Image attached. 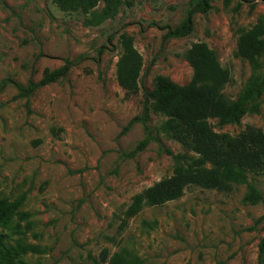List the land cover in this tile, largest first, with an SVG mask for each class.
Instances as JSON below:
<instances>
[{"label": "rangeland", "instance_id": "1", "mask_svg": "<svg viewBox=\"0 0 264 264\" xmlns=\"http://www.w3.org/2000/svg\"><path fill=\"white\" fill-rule=\"evenodd\" d=\"M191 7L192 0H134L87 27L84 14L52 0H0V198L19 203L13 229L0 235L41 248L22 254L27 264H109L122 252L142 264H260L264 175H249L263 195L256 205L245 202L246 185L192 186L178 200L125 216L135 195L173 175L170 152L187 153L161 130L166 117L151 111L146 123L139 119L155 79L189 84L187 53L197 43L231 71L230 100L264 77V52L258 67L237 54L242 37L264 24V0H213L207 15H194L191 35L167 38ZM123 34L144 59L138 95L117 81ZM66 65L57 81L39 85ZM32 85L39 86L28 94L19 89ZM210 123L232 136L264 131V93L240 124Z\"/></svg>", "mask_w": 264, "mask_h": 264}, {"label": "trees", "instance_id": "2", "mask_svg": "<svg viewBox=\"0 0 264 264\" xmlns=\"http://www.w3.org/2000/svg\"><path fill=\"white\" fill-rule=\"evenodd\" d=\"M213 0H192L182 24L169 30L167 38H184L193 33L194 15H207L212 10ZM65 13L81 12L86 16L85 26L98 27L107 20H113L123 6L132 7L134 0H52ZM100 3L104 4L97 11ZM121 53L116 64L117 81L130 95H138L144 59L135 48L133 38L123 34L120 38ZM264 52V24L258 23L242 37L237 54L258 67L257 57ZM193 67L189 84L179 85L171 79L159 76L154 89L147 94L143 115L144 123L151 111L163 115L161 130L183 146L187 153L173 154L175 162L173 175L165 178L132 199L125 216L131 219L145 207L163 206L183 197L192 186L229 192L234 185H246L245 202L256 205L263 201L258 188L250 183L249 175H264V131L249 128L238 136L215 131L211 120L220 126L238 125L248 111V105L264 93V77H253L236 100H230L224 89L233 81L232 73L224 68L216 54L205 43H197L187 53ZM68 70V65L53 71L39 84L57 81ZM10 82V81H5ZM39 85L29 89L19 87L22 92L31 93ZM138 119V118H137ZM135 119V120H137ZM19 203L0 198V228L12 230L13 218ZM27 252L41 253L38 246L25 243L21 238L12 239L0 235V264H27L23 255ZM104 251L102 261L108 262ZM260 264H264V239L260 243ZM109 264H142L141 260L114 254Z\"/></svg>", "mask_w": 264, "mask_h": 264}]
</instances>
